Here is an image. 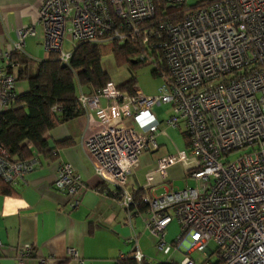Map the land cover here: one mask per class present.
Segmentation results:
<instances>
[{
	"label": "built area",
	"instance_id": "obj_1",
	"mask_svg": "<svg viewBox=\"0 0 264 264\" xmlns=\"http://www.w3.org/2000/svg\"><path fill=\"white\" fill-rule=\"evenodd\" d=\"M187 1L42 0L34 18L17 26L15 39L0 51V109L17 93L18 63L12 54L23 49L37 25L43 50L56 53L65 64L79 41L139 42L146 51L137 59L152 64L160 59L167 67L166 74L159 73L158 94L147 95L137 87L126 93L107 81L76 97L78 109L92 113L99 126L82 141L99 180L98 192L123 210L125 225L131 227V218L141 214L158 252L168 256L180 248L178 264H213L196 263L189 257L194 251L215 254L222 264H264V0ZM172 4L182 7L176 20L165 14ZM166 102L171 112L159 121L151 107ZM162 126L180 129L185 149L157 159L143 183L128 188L140 155L157 150L155 135L164 133ZM36 163L35 155L14 161L0 144V178L10 187L18 188ZM56 165L52 187L74 209L85 183L67 162ZM173 165L181 166L195 186H170L149 197L146 190L155 176L164 183ZM170 222L178 226L173 244L165 239ZM131 236L136 246L133 231ZM30 248L23 246L16 264L23 263ZM66 252L75 256L71 248ZM130 256L138 264L144 260L136 248ZM53 260L41 257L38 264Z\"/></svg>",
	"mask_w": 264,
	"mask_h": 264
},
{
	"label": "crops",
	"instance_id": "obj_2",
	"mask_svg": "<svg viewBox=\"0 0 264 264\" xmlns=\"http://www.w3.org/2000/svg\"><path fill=\"white\" fill-rule=\"evenodd\" d=\"M41 1L0 0V51L15 39L14 29L17 26L27 24L34 18ZM41 39L42 29L37 25L35 35L25 39L19 54L35 60L45 58L48 53L43 50ZM17 81V92L27 87L26 82L21 81L26 84L23 86L18 85ZM17 86L22 87L18 89ZM92 90L91 87L77 85V94ZM153 114L157 120H163ZM98 127L95 116L87 112L52 127L45 135L47 141H66L68 144L57 150L54 160L34 153L37 163L24 174L17 193H0V264H16L17 253L24 245L31 248L22 264H38V259L45 256L54 259L53 264H114L118 259L130 256L135 248L144 255L145 262L178 264L182 255L180 248L173 250L169 256L158 252L153 246V237L143 227L141 214L131 218V227L125 225L123 210L110 196L98 192L99 180L82 148V141ZM160 129L164 131L163 127ZM159 135L162 134L155 135V138ZM181 136L185 145V136L182 133ZM156 143L158 150L161 145ZM153 152L140 155L128 176V188L141 185L144 174L154 167L155 160L166 156L160 155L154 159ZM58 161L70 164L85 183L79 204L74 209H69L64 194L52 187ZM178 169L182 171L181 166H171L167 177L175 175ZM167 181L162 183L159 178H154V185L146 190V194L152 197L163 193L170 187ZM158 189L160 192L157 194ZM132 231L136 235V246L132 241ZM177 233L176 223L170 222L165 231L166 241L173 244ZM151 247L157 252L156 256L151 253ZM70 248L75 252L74 257L67 255L66 251Z\"/></svg>",
	"mask_w": 264,
	"mask_h": 264
},
{
	"label": "trees",
	"instance_id": "obj_3",
	"mask_svg": "<svg viewBox=\"0 0 264 264\" xmlns=\"http://www.w3.org/2000/svg\"><path fill=\"white\" fill-rule=\"evenodd\" d=\"M162 7V4L159 5L156 12L159 13ZM181 8L180 4L169 5L165 7V14L176 20ZM105 50L111 51L116 59L129 60L133 66L148 62L136 58L146 51L137 41H127L123 44L114 40L79 41L74 46L68 63L64 65H61L62 62L54 52H47V56L39 60L21 55L19 51L12 54V59L18 63L17 79L27 84L24 90L16 93L7 108L0 110V144L14 161L29 160L34 153L54 160L57 150L68 144L66 141L49 142L45 135L52 127L82 113L76 102L77 85L96 89L110 81L99 67L100 57ZM153 65L154 73H167L163 60L158 59ZM117 87L126 93H132L135 88L134 77L125 79L117 84ZM28 144L30 147H27ZM17 191V187H10L0 178L1 194L15 195ZM114 264L138 263L128 255ZM140 264L151 263L142 260ZM213 264L222 262L216 259Z\"/></svg>",
	"mask_w": 264,
	"mask_h": 264
},
{
	"label": "rangeland",
	"instance_id": "obj_4",
	"mask_svg": "<svg viewBox=\"0 0 264 264\" xmlns=\"http://www.w3.org/2000/svg\"><path fill=\"white\" fill-rule=\"evenodd\" d=\"M190 1L191 0H188L187 2H190ZM67 36H68V33L66 32V37ZM64 46L66 48L70 47V44L66 39L64 41ZM99 67L101 70H103V72L107 74L109 80L116 85L121 83L125 79L133 76L135 79V87L139 88L142 93L147 94V95H155L160 92L159 87L162 83L163 76L159 73L153 72L154 65L150 62L142 63L139 66H133L129 60L116 59L111 51L105 50L104 52H102V55L100 57ZM17 83L18 85L20 84L23 86L26 85L25 83L22 84L21 81H17ZM21 87L17 86L18 89H20ZM151 112L152 113L154 112L159 119H165L167 115L171 112V105L167 104V102L166 104L154 105L151 107ZM162 127L164 128V133L162 135L156 136L155 138V140L161 146L159 147L157 151L153 152L152 157L154 156V159L160 155L173 154L177 150L185 149V145H184L183 137L181 136V133H180L181 132L180 129L167 127V126H162ZM246 149L247 148H243V149H240V150H237L231 153L228 159L233 160L239 153L243 152ZM156 177L157 176H155V178ZM167 180L169 184L168 186H171L173 189H176V188L182 189L185 187L195 186V181L192 178H189L187 176V173L186 174L183 173L181 169H178V172H176L175 175L167 177ZM159 192L160 190L158 189L156 193L158 194ZM185 243L186 242H184V240L181 241L182 246ZM209 247L211 250H214L216 246L213 242L209 241ZM151 253L152 254L154 253L156 256L157 252L155 253V251L151 247ZM189 257L194 259L196 263H200L206 260L207 261L215 260V254H211L208 257H206L204 253H201L198 251L192 252L189 255Z\"/></svg>",
	"mask_w": 264,
	"mask_h": 264
},
{
	"label": "water",
	"instance_id": "obj_5",
	"mask_svg": "<svg viewBox=\"0 0 264 264\" xmlns=\"http://www.w3.org/2000/svg\"><path fill=\"white\" fill-rule=\"evenodd\" d=\"M61 65H64V63H61Z\"/></svg>",
	"mask_w": 264,
	"mask_h": 264
}]
</instances>
